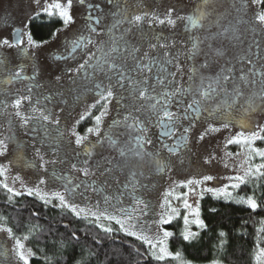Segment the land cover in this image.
Returning <instances> with one entry per match:
<instances>
[{
    "label": "snow or ice",
    "instance_id": "6c2138e0",
    "mask_svg": "<svg viewBox=\"0 0 264 264\" xmlns=\"http://www.w3.org/2000/svg\"><path fill=\"white\" fill-rule=\"evenodd\" d=\"M34 2L39 4V0H34ZM74 3L75 0H44L40 11L49 17L50 20L56 18L59 22H62L64 28H68L75 23ZM79 3L83 5L85 0H79ZM109 3H113V0H109ZM211 3L212 0H199L191 13L177 16L176 19L172 18L173 9L169 8L166 17L160 19L155 13L150 14L147 11H143L140 14L130 13L127 5H121L117 0L115 4L116 11L111 13L113 22L107 29L111 37V46L109 47L106 42L101 41L100 46L96 47V52L90 53L82 63H78L75 69L68 70L69 72H75L83 80L92 83L93 87L91 90L98 97L93 104L88 106L85 112L80 114L79 119L72 128L68 129L69 135L74 137L76 147L81 149L83 155L89 158L92 157L93 149L96 145H103L107 142L110 148L118 152L120 159L115 163L126 171V180L123 184L124 191L116 197H104L105 204H108L110 199L117 201L113 205L114 211L109 212L107 208L102 209L98 204L95 206H81L74 201V196L82 185L85 188L92 187L96 191L97 189L94 187L95 181L92 182V185H86L83 181L74 183L71 175L58 174L53 169L47 180L44 177H40L34 187H29L25 184L19 174L13 177V184L10 185L8 183L9 168L7 165L0 164V189L5 190L8 194L7 202L12 203L15 197L22 195L34 196L42 201L45 206L56 202L53 204L54 207L66 209L78 218L83 217L90 223L95 222L97 227L106 233L114 231L110 226L114 223L118 226L117 230L119 232L141 242L147 251L146 255H140L145 258L151 257L157 264H167L169 261H175L176 264H193L191 260L184 258L181 251H170L169 239L174 233L165 230L162 226L170 224L179 217L181 215L180 208H183V228L180 236L185 242L196 240L200 236V231L207 228L205 221L201 218L200 207V200L203 199L206 193H210L217 200L223 199L225 202L245 205L248 209L255 212L260 207L255 187L260 185L257 184L254 187L251 195L240 196L236 194L235 190L240 189L241 185L252 183L253 180L257 182L264 180V147L256 146L258 141H264V123L256 122L252 118V114L258 110L264 113V0H234L232 8L238 14L234 21L228 20V17L223 13L215 15L213 19L214 12L211 9ZM88 9L84 26L78 28L73 37L65 41V50L68 52V56H58L56 59H74V53L77 50H86L89 45H95L93 35H99L96 25L101 23V17L93 15V11L98 9L102 11V9H100L99 4L93 5L91 3L88 4ZM249 13L251 14L249 15ZM36 15L39 16L40 13ZM146 18H150V23L151 20H157L160 24L167 22V24L172 26H175L176 20H180L188 32L193 30L208 32L204 40L196 36H191L190 38L191 47L188 49V58L194 60L197 56L203 55L205 60L199 67L194 64L189 69V83L186 87L177 85L174 86L172 91L156 94L155 85L164 84V80L160 76V72H163L164 69L161 68L154 78L148 73L152 72L153 65L158 63V61L149 57L148 52L137 58L134 53H138L140 49L129 45L124 33L119 37L112 36L114 30L119 29L120 25L128 24L130 27L125 29V32H128L131 27H138ZM28 19L31 21L35 17H29ZM224 20H228L227 24L223 23ZM212 27L216 28L214 33L210 31ZM24 28L28 29L29 24H24ZM85 32L87 35L84 34ZM248 34H250V39L246 41L245 37ZM52 35L55 36L56 32H53ZM24 37L27 38V46L32 48L40 46L33 39L31 31L22 32L21 29L14 28L11 40L9 38L0 39V48L17 49L19 56L27 57L30 60L28 47L24 46ZM217 39L227 40L230 46L248 43L247 48H241L239 50L240 54L233 57V60L245 65L239 69L238 75H234L236 68L231 61H226L225 65L221 66L220 71L214 76L204 74L205 69H208L211 64L210 52L214 51L215 56L218 58L225 56V52L221 48L213 49L210 43L206 44L207 41ZM117 41H120V43ZM44 43H47V41H44ZM202 44H206L207 51L201 47ZM163 46L161 45V47ZM150 47L155 48L156 45H150ZM121 53H127L134 61V67L128 69V71L133 72L135 75H128V71H125L123 66L114 62L113 54L119 55ZM167 55L165 53V56ZM8 64L9 61L7 59L0 57V72L7 73V78L4 81L6 84H12L13 81L17 80L35 79L36 70L34 65H31L33 67V75L26 76L24 74L26 68L30 66L26 60L12 67H7ZM97 72L104 73L106 76L109 72H112L114 75L107 76L109 83L104 85L103 83H94V77ZM169 75L174 77L176 74L169 73ZM113 79L115 84L112 83ZM153 79H155V84ZM57 80H59V77H57ZM75 82L73 81V83ZM168 83L171 84L172 82L169 81ZM117 86L125 90L128 93V98H131L133 103L137 105L135 112L139 113L147 110L158 117L156 126L161 129V136L170 139L175 137L171 145H164L173 156H176L182 148L186 149L188 147L187 134L192 128L196 127V121L201 119L203 113H207L208 118L217 115L223 128H229L230 124L235 120L242 131L227 139L226 143L241 146L242 153L240 154L243 155L244 159L240 165V170L235 175L224 177L223 179H226L228 183L219 187H206V183L213 181L216 177L203 173L193 175L180 183L174 182V187L163 193V199L159 202V211L154 212V217L156 218L150 222L143 221L142 218L149 214V204L136 196L135 193L140 187H144L141 184V179L146 176L145 170H150L154 167L157 173L170 171V162L160 157L158 153L154 155L145 150V145L151 144L152 141L147 138V128L144 123L138 117L133 116L131 112L122 116V118H114L108 129L103 133L101 132V124L103 118L108 115L109 104L116 100L119 107H124L122 101L125 97L121 96L118 99L116 97L115 88ZM35 87L38 88L40 85H35ZM27 92L28 95L18 96L11 101L10 105L15 109L14 115L19 120L20 126L28 129L31 122L35 121L39 128L43 129L45 137L54 141L58 140L64 135L59 129L60 120L59 118H54L53 113L42 106L43 102L49 100L50 97H43V99H37L33 102V87L29 86ZM184 95L190 97V102L183 108L182 114L170 111L172 103H175L177 107L180 106L181 100L179 98ZM218 96L223 98L216 100L215 98ZM24 102H28L31 105V112L34 115H28L21 110ZM3 106L6 109L9 104L4 102ZM97 106H100L99 114L93 115L92 109ZM234 111L238 112V116H234ZM87 117H91L93 126L88 127L85 134L81 135L76 131V125H79ZM181 119L188 120L190 124L189 127L184 128L183 134L177 137L175 124ZM49 124L56 126V137H51L50 130L47 127ZM31 130L35 132L36 128L33 127ZM219 130V128L209 123L207 129H205L204 133H201L199 138L202 140L206 133ZM9 131H11V127ZM140 133H143V135ZM89 136H96L97 140L95 142L90 141ZM12 140H14L12 135L0 139V156L8 152V142ZM36 153L40 156L41 169H45L47 163L53 165L57 163V160L45 161L43 155L40 154V149H36ZM75 155L79 157L81 153L76 152ZM226 155L230 156L232 154L227 153ZM21 159L20 156L16 157V161ZM16 161H10V163H15ZM106 163L113 164L114 162L106 161ZM205 163H208V161L206 160ZM82 165L83 167H78L77 163H73L71 167L74 171H79L84 177L91 175L90 160L83 159ZM26 166L35 167L30 162ZM224 167L227 168L228 164L225 163ZM106 171L111 173L113 169L106 168ZM61 180L64 183L59 185L58 188L62 187V191L55 189L46 190L41 187V185H50ZM17 181L20 183L19 189L14 186ZM177 187L187 189V191L177 194L175 193V188ZM190 195L197 197L194 204L189 202ZM121 196L130 197L133 205L121 207ZM173 200L179 202V207L173 205ZM210 211L215 212L216 209L213 208ZM101 221L109 222V226H105ZM259 225L256 229L257 244L252 254L253 264H264V246H261V243H264V219L259 221ZM193 226H195L197 231L192 230ZM26 227V233L17 235L13 228L7 226V218L0 216V233L6 234L8 240L12 241L11 249L3 247L0 250V257H4L6 260L9 252H11L17 264H30V258L34 257L36 253L32 248L27 247L26 242L35 235L38 226L29 225ZM153 227L155 228L154 233L152 232ZM226 235L224 231L218 233V248L221 251L224 250L227 243ZM73 238H76L75 233H73ZM50 259L45 257L46 262H49ZM0 264H3V262H0ZM209 264H223V262L219 258H214Z\"/></svg>",
    "mask_w": 264,
    "mask_h": 264
},
{
    "label": "flooded vegetation",
    "instance_id": "af4514ba",
    "mask_svg": "<svg viewBox=\"0 0 264 264\" xmlns=\"http://www.w3.org/2000/svg\"><path fill=\"white\" fill-rule=\"evenodd\" d=\"M109 3V1L101 2L100 9L94 10L93 15L101 17V23L96 25L97 31L99 35H93V40L95 41V45H89L86 50H77L74 53L75 58L68 59H56L58 56H68V52L65 50V41L71 39L73 34L78 28H82L86 23V17L88 15V2L85 1L83 5L79 3V0H75L74 8H80L77 17H74L75 21L77 19L80 22L77 24L76 22L70 25L68 28H64L62 22H59L56 18H52L50 20L45 14H43L38 7H29L28 18L35 17V19L26 22L29 24V28L25 29L23 26H16L13 23V19L10 16H6L3 20V27L8 26L10 32L7 36L12 38V31L14 28H19L21 31H31V27L33 24H37L40 26H46L52 29V32H56V35L51 37L47 43H39L36 41L35 37L33 39L40 45L36 47L38 49L46 46L47 44H51V56L49 57V67L52 72V87L49 92L43 93V95H39L40 87H35V85H39L38 82V65L37 64H29V68L27 67L25 70L26 76H31L33 74H27V72L32 71L34 65L36 70V76L34 80H17L13 81L12 84H4L2 85L4 89V93L9 91V95L7 96V103L9 104L8 108L3 107V116L4 120L8 123L9 129L11 127V121L18 120L14 115L15 109H13L11 105V101L18 96L28 95L27 88L29 86L33 87L32 100L35 102L37 99H43V97H50L49 100L44 101L43 105L47 109H49L54 118H59L60 124L59 129L64 133L62 137L58 140L54 141L48 137H45L43 129L39 128L38 124L33 121L31 122L28 129H23L27 132V140L32 142V147L35 149H40V153L52 154V160H57V163L54 165V168L58 174H69L73 177L74 183L84 182L86 185H92V182L95 181L94 187L97 189L93 190L92 187L85 188L83 185L79 189V191L74 196V201L81 206H95L99 205L100 208H107L109 212L114 211L113 205L117 203L116 200L110 199L108 204H105L104 197H116L119 196L121 192L124 191L123 184L126 180V171L124 168L120 167L115 162L119 160L118 152L114 151L110 148L105 142L103 145H96L93 149L92 157H86L83 155L82 150L78 149L74 143V137L69 135L68 129L72 128L75 122L79 119L81 113L85 112L88 109V106L93 104L95 99L98 97L95 96V92L92 91L93 84L89 83L86 80H83L81 76H78L75 72H69V69H75L78 63H82L84 59L90 53L96 52V47L100 46V42H106L107 46H111V37L108 33V26L113 22L111 13L116 11L115 4ZM121 5H127L130 13L140 14L143 11H147L152 14L155 13L156 16L160 17V19H164L167 15L168 9L172 8V18L176 19L177 16L187 15V13L195 8L196 4L199 0H188V1H164V2H153V1H125L118 0ZM234 0H212L211 9L214 12L213 19L215 15H219L221 13L225 14L228 17V20H233L237 17V13L234 8H232V4ZM172 4L174 5L172 7ZM40 13L39 16L36 14ZM251 13H249L250 15ZM150 18H146L141 24L136 27H131V30L125 32V29L129 28L128 24L120 25L119 29L114 30L112 36L119 37L122 33H124L125 39L128 41L129 45L135 46L140 49L138 53H134L137 58H140L144 55L145 52H148L149 57L155 58L158 63L153 65L152 72L148 73L151 77H155L157 72L163 68L164 71L160 72L161 78L164 80V84H156V94L163 93L165 91H172L174 86L183 85L187 86L189 83L188 77L190 75L189 69L191 67L197 66L204 63L205 57L203 55L197 56L194 60L189 59L188 49L191 47L190 38L191 36H196L201 40H204L208 35V32L205 31H197L193 30L192 32H188L182 21L176 20L175 26L167 24H160L157 20H151ZM228 20H224L223 23L227 24ZM25 23V24H26ZM7 28V27H6ZM59 29V31H58ZM211 32H215L216 28L212 27L210 29ZM87 35V33H84ZM33 35V34H32ZM26 41V37H24ZM250 39V34L245 37V40L248 41ZM259 39V37H257ZM120 43V41H117ZM211 44L213 49L221 48L225 52V56L222 58H218L215 56L214 51L210 52L209 55L211 57V64L208 69H205L204 74L207 76H214L217 72L220 71L221 66L225 65L226 61H231L232 65L236 68V73L234 75H238L239 69L244 67L245 65L238 62L237 60H233L234 56H238L239 50L241 48H247L248 43H244L242 45L230 46L227 40H214L207 41L206 44ZM206 44H202L201 47L207 51ZM150 45H156L155 48H151ZM161 45H164L161 47ZM32 48V47H29ZM107 50V48H106ZM255 51V49H253ZM165 53L168 55L165 56ZM99 54V53H97ZM114 55V62L117 65H121L124 67L125 71L134 67V61L131 59L127 53H121L119 55ZM179 66V67H178ZM259 67V65H257ZM91 71V70H89ZM169 73H175L176 75L173 77L169 75ZM114 73L109 72L107 76H113ZM128 75H135L133 72L128 71ZM7 78V73L4 75ZM107 76L104 73L97 72L94 77V83H103L107 85L109 83ZM59 77V80H57ZM73 81H76L73 83ZM172 83L169 84L168 82ZM115 84V80L112 81ZM153 83L155 84V79H153ZM231 90V89H229ZM117 99L121 96L125 97L122 101L124 107H119L116 103V100H113L109 104V112L108 115L103 118V122L101 124V132L103 133L108 129V126L112 123L114 118H122V116L127 115L128 113H132L133 116L138 117L140 121H142L147 128V138L152 141L151 144L145 145V150L147 152L155 154H159L160 157L166 159L170 162V168L172 167H182L184 161L187 159L188 154L190 152V145L194 141H196V136L199 135L198 128L205 125L207 126L209 123L218 122L217 115H213L211 118L207 117V113H203L200 120L196 121V127L192 128L188 135V147L186 149H181V151L176 155H171L167 148L164 145H171L173 143V139L161 136V129L156 126V121L158 119L157 116L152 115L147 110H143L142 112H135V105L131 98H128V93L121 89L120 87L115 88ZM18 93V94H17ZM222 96H218L215 99H222ZM176 99V98H174ZM181 100V104L179 107L175 103L171 104L170 111L178 114H182L183 108L190 102V97L188 95H184L179 98ZM6 102V101H4ZM211 103V102H210ZM214 106V105H213ZM99 107L92 109V114H99ZM23 112L28 115H34L31 112V105L28 102H24L22 105ZM119 113V115H118ZM234 116H238V112L234 111ZM263 114L259 110L252 114V116ZM194 115V114H193ZM235 121V120H233ZM264 123V122H263ZM190 122L188 120L181 119L176 122V136L183 134V130L185 127H189ZM93 126V121L91 117H87L84 121H81L79 125H76V131H78L81 135L85 134V131L88 127ZM35 127L36 131L33 132L31 128ZM47 127L50 130L51 137H56V126L49 124ZM143 135V133H140ZM11 135L14 136L13 146L9 145V147H21L22 149L27 147L28 144H25V141H22L18 138L17 132L12 128ZM195 136V137H194ZM89 140L95 142L97 140L96 136H89ZM27 143V142H26ZM25 144V145H24ZM76 152H80L81 155L77 157L75 155ZM89 159L90 160V171L91 175L88 177H84L79 171H74L72 169V164L77 163L78 167H83L82 160ZM63 161V162H61ZM106 161H113V164H107ZM106 168H112L113 171L111 173L106 171ZM146 176L141 179V184L144 187H140L138 191L135 193L140 199L148 202L149 204V212H152L153 204L151 198L154 196L155 186L157 185L158 176L163 175V173H157L155 168H151L150 170H145ZM103 173V175H102ZM119 181V183H118ZM58 186L64 183L63 180L55 182ZM62 191V188H59ZM31 198V196H30ZM32 201L39 206L40 208H48V210H56L60 212L69 213L72 216H75L73 213L66 209H60L58 207H54L53 204H49L45 206V204L38 200L36 197L32 196ZM120 200L122 203L121 207H129L133 205V201L130 197L121 196ZM55 211V212H56ZM60 212H57L60 214ZM84 219L83 217H79ZM86 220V219H85ZM88 221V220H87ZM90 223V222H89ZM102 223V221H101ZM105 226H109V223H103ZM114 231L113 233H117L118 226L112 223L110 225ZM90 227L94 230L104 232L101 228L97 227L95 222L90 223ZM27 245V243H26Z\"/></svg>",
    "mask_w": 264,
    "mask_h": 264
},
{
    "label": "trees",
    "instance_id": "16d2710c",
    "mask_svg": "<svg viewBox=\"0 0 264 264\" xmlns=\"http://www.w3.org/2000/svg\"><path fill=\"white\" fill-rule=\"evenodd\" d=\"M31 30L39 43L52 37V29L46 26L33 24ZM257 184L260 186L255 187ZM254 187L260 203L255 212L245 205L205 195L200 207L207 228L200 231L196 240L185 242L180 236L182 222L173 223L170 226L174 233L169 242L170 251H181L184 258L194 264H209L214 258H219L223 264H253L256 229L260 226L259 221L264 219V180H253L236 192L240 196L251 195ZM7 195L0 189V216L7 218V226L17 235L26 233V226H38L35 235L26 242L36 253L30 258V264H157L151 257L140 255H146L147 251L140 244L118 232H100L92 229L85 219L47 207L40 208L32 201V196L15 197L12 203H8ZM213 208L215 212L210 211ZM220 231L227 234L223 251L218 248ZM45 257L51 258L50 261L46 262ZM167 264L173 263L169 261Z\"/></svg>",
    "mask_w": 264,
    "mask_h": 264
},
{
    "label": "rangeland",
    "instance_id": "374dc122",
    "mask_svg": "<svg viewBox=\"0 0 264 264\" xmlns=\"http://www.w3.org/2000/svg\"><path fill=\"white\" fill-rule=\"evenodd\" d=\"M89 4H100L103 1L109 0H85ZM116 1V0H113ZM125 1H133V0H125ZM138 1H153V2H176V1H188V0H138ZM195 1V0H193ZM44 0H39V4L35 3L34 0H0V39L7 38L10 30L6 25L3 27V20L5 17L10 16L13 19V23L16 26H23L28 21V11L29 7H38L40 8L43 6ZM174 5L172 4V7ZM81 11L80 8H73L74 17H77L79 12ZM191 13V10L187 13ZM76 19V18H75ZM77 24L80 22L79 19L75 21ZM7 27V28H6ZM11 40V37H8ZM25 47H28V53L31 59L29 60L27 57H21L18 54L17 49H8V48H0V57H3L9 61L7 67H12L13 65L19 64L21 61H27L28 64H37L38 65V84L40 85L41 90L39 91V95H43L45 92H49L52 87V72L49 67V57L51 56V44H47L46 46L38 49V48H29L25 41ZM29 68V67H28ZM6 72H0V110L2 111L1 114L3 116V104L4 101L7 102V96L9 95V91L4 93V89L2 88L6 77L4 76ZM27 74H33L32 71L27 72ZM18 94V93H17ZM0 114V139H3L5 136L11 135V131H9L8 123L2 118ZM253 120L259 123L264 122V115H256L252 116ZM214 127L219 128V131L216 132H208L204 135V138L201 140L199 137L201 133L205 132L208 125L201 126L198 128L199 135L196 136V141L192 142L190 145V152L188 154L187 159L184 161L182 167H172L170 171H166L163 175L158 176L157 178V185L155 186L154 196L151 198L153 208L152 212L150 211L148 216L142 218L143 221L150 222L154 217V212L159 211V202L163 199V193L170 188L174 187L175 183H180L181 181H185L188 178H191L193 175H197L199 173L203 174H211L216 179L213 181L207 182L206 187H219L225 183H228L224 177L235 175L237 174L238 170H240V165L244 159L242 153V149L240 145L237 144H227V139L234 136L237 132L242 131L240 126L233 121L230 124L229 128H223L221 121L212 123ZM14 129L17 134L18 138L22 141H25V144H28L27 147H12L14 141H9L8 145H12L9 147L8 152L5 155L0 156V164L7 165L9 168L8 172V183L10 185L13 184V177L17 174L20 175L21 179L27 184L29 187H34L37 185L38 180L40 177H44L46 180L48 176L51 174L54 165L51 163H47L45 165V169L40 168V156L37 155L36 149L32 147V142L27 140V132L20 126L19 120L11 121V129ZM195 137V136H194ZM27 142V143H26ZM24 144V145H25ZM256 146L264 147V141H258ZM227 153H231L232 155H226ZM43 155L45 161H52V154L47 153H40ZM239 154V155H238ZM20 156L22 159L20 161H16V157ZM208 163H205V161ZM10 161H16L15 163H10ZM32 163L35 167H28L26 166L28 163ZM225 163L228 164V167L225 168ZM17 189L20 188V183L17 181L14 185ZM242 186V185H241ZM42 188L46 190H59L58 185L56 183L50 185H41ZM187 191L184 188H175V193H181ZM236 192L238 191L235 190ZM205 195H210V193H206ZM204 195V196H205ZM23 197H27V195H22ZM20 197V196H19ZM18 198V197H17ZM197 199L196 196L189 197L190 203H195ZM201 202V200H200ZM173 205L179 207V202L173 200ZM181 215L174 219L170 224L163 225L162 227L165 230L172 231L170 226L173 223L181 221L182 228H183V212L184 209L180 208ZM102 223H109L107 221H102ZM182 230V229H181ZM193 231H197L195 226L192 227ZM119 234L130 238L140 244L144 249L145 247L141 244L140 241H137L133 237L126 236L124 233L117 231ZM152 232H155V228H152ZM173 232V231H172ZM172 238V237H171ZM170 238V239H171ZM169 239V242H170ZM12 241L8 240L6 234L0 233V250L3 247H7L11 249ZM29 247V246H27ZM0 262L3 264H17L14 256H12L11 252L8 254V258L5 260L4 257H0ZM173 264H176L175 261H171ZM194 264V263H193Z\"/></svg>",
    "mask_w": 264,
    "mask_h": 264
}]
</instances>
